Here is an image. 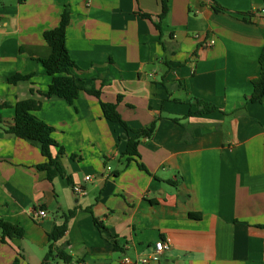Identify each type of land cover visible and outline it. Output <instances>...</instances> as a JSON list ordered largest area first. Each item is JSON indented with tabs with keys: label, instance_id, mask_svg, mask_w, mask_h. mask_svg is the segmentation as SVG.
<instances>
[{
	"label": "crops",
	"instance_id": "1",
	"mask_svg": "<svg viewBox=\"0 0 264 264\" xmlns=\"http://www.w3.org/2000/svg\"><path fill=\"white\" fill-rule=\"evenodd\" d=\"M263 4L168 0L158 30L161 0H0V116L12 125L16 103L38 101L34 114L53 128L61 166L48 179L41 144L0 129V218L25 231L5 243L0 232V264H42L49 233L73 209L49 264L65 262L56 248L70 261L125 264L159 240L169 247L149 264H264V100L249 102ZM65 11L71 73L100 98L82 93L69 104L41 94L52 81L40 62L51 54L44 33ZM16 74L32 76L9 83ZM118 95L132 129L157 119L136 160L125 155L132 134L102 111L100 101ZM196 99L218 110L187 117ZM32 206L46 217L35 220Z\"/></svg>",
	"mask_w": 264,
	"mask_h": 264
},
{
	"label": "trees",
	"instance_id": "2",
	"mask_svg": "<svg viewBox=\"0 0 264 264\" xmlns=\"http://www.w3.org/2000/svg\"><path fill=\"white\" fill-rule=\"evenodd\" d=\"M264 1V0H263ZM162 13L159 16V21L155 23L158 30L161 29L160 22L168 11V0H161ZM216 11L219 9L215 8ZM144 18L150 19L147 14H142ZM69 22V15L65 11L62 15L60 25L54 29L48 30L44 33V39L51 47V54L48 58L40 60L47 74L52 77L51 84L45 93H41L45 97L57 96L64 99L67 103L73 104L74 101L82 94L87 93L89 95L100 98L101 91L90 89L86 84L81 83L76 79L71 70L74 68L75 62L71 58L66 46L65 30ZM260 74L253 80V93L249 98V102H262L264 100V48L261 52L260 58ZM32 75L16 74L8 78V82L16 84L22 80H28ZM123 95L117 96L116 102H104L100 101L103 114L105 118L111 122L119 124L127 133L132 135L129 137L125 155L128 156L127 160L139 159L138 146L141 139L151 138L155 132L157 119L151 122L147 127L140 129H132L121 117L117 110L118 104L121 102ZM200 108L189 111L187 117L195 116L198 114H206L212 111L218 110L217 107L202 103L196 99L195 102ZM4 104L0 105V109ZM40 108V103L34 99H27L20 101L14 105L15 117L12 125H4L0 116V129L7 134L15 137L37 141L41 144V153L45 157L46 162L39 165V169L47 172L48 179L52 180L55 176L61 173V166L58 162V158L53 156L52 149L57 147L53 137V128L37 118L34 114L36 110ZM175 121L179 119L175 118ZM63 153V148H59V154ZM138 161V160H137ZM142 170H146L145 166L138 163ZM171 184H175L172 182ZM76 209L70 210L66 214L62 215V223L55 225L53 230L49 233V247L48 252L43 260L42 264H49L55 260V243L61 240L66 233L69 220L75 215ZM193 217L198 215L190 214ZM95 223L100 226L98 221ZM0 232L1 241L7 242L8 239L22 238L24 236V229L18 225L12 224L0 218ZM58 257L63 261H70V257L59 248H56ZM14 264H18L15 260Z\"/></svg>",
	"mask_w": 264,
	"mask_h": 264
},
{
	"label": "built area",
	"instance_id": "3",
	"mask_svg": "<svg viewBox=\"0 0 264 264\" xmlns=\"http://www.w3.org/2000/svg\"><path fill=\"white\" fill-rule=\"evenodd\" d=\"M263 8H264V4H263ZM213 44H214V40H210L207 45L212 46ZM107 170H110V167H108ZM86 179H89V177H86ZM75 193L85 194V191L83 189L76 188ZM29 210L35 220L43 219L47 215L45 210L39 207L32 206L29 208ZM168 247H169L168 242L164 240H159L155 243L154 251L152 252L151 255L146 256V257H138L136 260L125 258L124 263L125 264H149L150 259L154 258L157 255L162 254L165 250L168 249ZM63 264H88V263L82 260H74V261L64 262Z\"/></svg>",
	"mask_w": 264,
	"mask_h": 264
}]
</instances>
